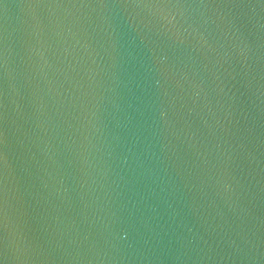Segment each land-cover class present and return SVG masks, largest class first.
Returning <instances> with one entry per match:
<instances>
[{"label": "water", "instance_id": "water-1", "mask_svg": "<svg viewBox=\"0 0 264 264\" xmlns=\"http://www.w3.org/2000/svg\"><path fill=\"white\" fill-rule=\"evenodd\" d=\"M0 264H264V0H0Z\"/></svg>", "mask_w": 264, "mask_h": 264}]
</instances>
